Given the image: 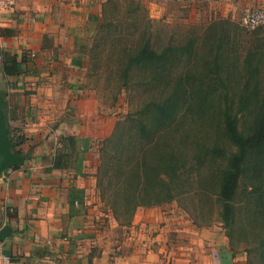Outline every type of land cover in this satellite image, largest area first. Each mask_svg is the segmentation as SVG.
Returning <instances> with one entry per match:
<instances>
[{
  "label": "trees",
  "instance_id": "trees-1",
  "mask_svg": "<svg viewBox=\"0 0 264 264\" xmlns=\"http://www.w3.org/2000/svg\"><path fill=\"white\" fill-rule=\"evenodd\" d=\"M135 12L140 19L139 8ZM133 28L140 33L133 46L114 41L120 56L106 73L140 100L101 142L96 179L104 207L119 225H128L141 207L190 194L214 201L233 255L241 235L248 243L246 264H264V25L243 56L224 28L208 29V48L199 57L196 40L157 46L150 20L141 32L138 23ZM98 54L86 75L101 77ZM1 57L4 76L24 72L25 56L3 51ZM8 127L14 150L28 156L17 149L25 136L9 121ZM60 143L52 169L77 163V137Z\"/></svg>",
  "mask_w": 264,
  "mask_h": 264
},
{
  "label": "crops",
  "instance_id": "crops-1",
  "mask_svg": "<svg viewBox=\"0 0 264 264\" xmlns=\"http://www.w3.org/2000/svg\"><path fill=\"white\" fill-rule=\"evenodd\" d=\"M80 14L64 0H18L0 8V89L11 128L26 138L17 149L31 152L0 176V229L8 223L12 230L0 240V253L15 264H152L150 253L115 260L106 249L96 254L92 142L112 133L113 117L97 114L96 97L83 80L87 63L78 47L87 45H80ZM3 51L28 59L22 74H2ZM69 136L77 137V163L52 169L60 141ZM232 256L223 254L219 264H238Z\"/></svg>",
  "mask_w": 264,
  "mask_h": 264
},
{
  "label": "rangeland",
  "instance_id": "rangeland-1",
  "mask_svg": "<svg viewBox=\"0 0 264 264\" xmlns=\"http://www.w3.org/2000/svg\"><path fill=\"white\" fill-rule=\"evenodd\" d=\"M64 1L76 5L81 11L78 15L82 23L78 27L79 36L82 37L80 45L88 46L82 50L78 47V50L82 51L86 66H91L94 52L99 53L96 57L103 72L101 77L90 76L88 73L83 80L89 85L87 90L96 97L97 114L113 117L112 132L117 121L124 120L127 114L138 108L140 100L130 91H121L118 80L106 79V73L116 66V59L120 56L117 54L115 40L124 46H133L140 34L133 28L134 25L138 23L141 32L150 20L153 43L162 46L172 41L176 45L185 46L191 40H196L199 57L208 48L204 41L208 29L216 26L220 32L224 28L231 39L238 41L237 51L243 56L244 49L251 43L252 34L259 30V27L245 25L244 15L250 9H264V0ZM138 8L140 19L135 17ZM142 16L146 19H142ZM103 23L109 25L106 31L100 28ZM96 42L100 46L92 51ZM66 51L68 54L69 50ZM104 139L96 138L92 142L94 151L91 152V159L94 161V156H97V167L100 164L99 149ZM97 167L91 173L96 187L95 194L89 198V208L92 209L90 229L96 234V254L99 256L106 249L111 260L118 256L131 258L142 255L149 258L150 253L154 258L152 264H219L223 254H233L226 231L218 218V204L211 200L203 202L194 194L155 207H141L136 211L131 224L119 225L102 202L97 188ZM206 173L207 170H204L203 174ZM238 237L237 252L232 257L237 258L238 264H246L244 249L248 243L241 235Z\"/></svg>",
  "mask_w": 264,
  "mask_h": 264
},
{
  "label": "water",
  "instance_id": "water-1",
  "mask_svg": "<svg viewBox=\"0 0 264 264\" xmlns=\"http://www.w3.org/2000/svg\"><path fill=\"white\" fill-rule=\"evenodd\" d=\"M6 92L0 89V176L9 168L21 166L26 161V156L17 153L16 144L10 140L8 118L4 108ZM12 236V230L7 223L0 229V240Z\"/></svg>",
  "mask_w": 264,
  "mask_h": 264
},
{
  "label": "built area",
  "instance_id": "built-area-1",
  "mask_svg": "<svg viewBox=\"0 0 264 264\" xmlns=\"http://www.w3.org/2000/svg\"><path fill=\"white\" fill-rule=\"evenodd\" d=\"M18 0H0V8H13ZM244 24L252 28H257L264 25V9H250L244 15ZM0 264H15L12 256L4 252L0 253Z\"/></svg>",
  "mask_w": 264,
  "mask_h": 264
}]
</instances>
